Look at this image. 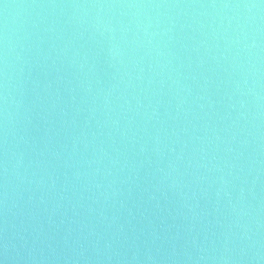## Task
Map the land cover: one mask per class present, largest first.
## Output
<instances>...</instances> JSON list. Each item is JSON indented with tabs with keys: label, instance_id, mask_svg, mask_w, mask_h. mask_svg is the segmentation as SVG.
<instances>
[{
	"label": "water",
	"instance_id": "1",
	"mask_svg": "<svg viewBox=\"0 0 264 264\" xmlns=\"http://www.w3.org/2000/svg\"><path fill=\"white\" fill-rule=\"evenodd\" d=\"M0 264H264V0H0Z\"/></svg>",
	"mask_w": 264,
	"mask_h": 264
}]
</instances>
